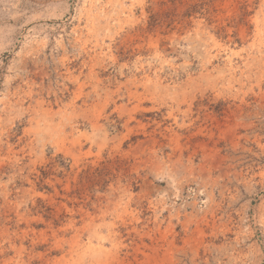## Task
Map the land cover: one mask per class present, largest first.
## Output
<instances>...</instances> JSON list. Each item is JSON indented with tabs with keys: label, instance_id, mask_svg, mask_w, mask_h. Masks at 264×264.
Returning <instances> with one entry per match:
<instances>
[{
	"label": "rangeland",
	"instance_id": "1",
	"mask_svg": "<svg viewBox=\"0 0 264 264\" xmlns=\"http://www.w3.org/2000/svg\"><path fill=\"white\" fill-rule=\"evenodd\" d=\"M0 264H264V0H0Z\"/></svg>",
	"mask_w": 264,
	"mask_h": 264
}]
</instances>
